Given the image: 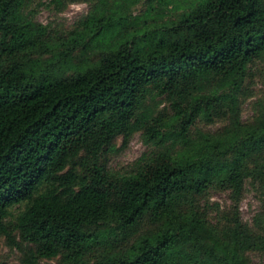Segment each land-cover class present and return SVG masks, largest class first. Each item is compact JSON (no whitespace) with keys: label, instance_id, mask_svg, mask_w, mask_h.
<instances>
[{"label":"trees","instance_id":"obj_1","mask_svg":"<svg viewBox=\"0 0 264 264\" xmlns=\"http://www.w3.org/2000/svg\"><path fill=\"white\" fill-rule=\"evenodd\" d=\"M28 1L0 0V245L19 264H264L239 207L264 190V92L242 117L264 0H190L152 26L130 20L140 0H67L91 9L64 31ZM135 132L147 150L110 166Z\"/></svg>","mask_w":264,"mask_h":264},{"label":"rangeland","instance_id":"obj_2","mask_svg":"<svg viewBox=\"0 0 264 264\" xmlns=\"http://www.w3.org/2000/svg\"><path fill=\"white\" fill-rule=\"evenodd\" d=\"M116 1V0H110ZM167 6H163L156 1L151 4H144L143 0L130 9V20L137 19L142 21L146 19V26L152 24H161L174 18L177 13L186 10L187 4L190 0H167ZM192 3L200 2L201 0H191ZM64 2V0H63ZM152 8L153 15L146 16L149 13L147 10ZM30 11L33 19L43 25L49 26L53 31H64L70 29L80 18L84 17L91 9V4L87 1H71L64 2L63 5L57 4L50 0H29L26 6ZM136 27V26H135ZM131 28V27H130ZM250 94L248 98H244L242 103V117L248 119L253 113V107L257 98L264 92V77H255L249 85ZM165 104L164 102L161 106ZM202 128H215L219 126L220 122H215L209 125L206 122L199 121L197 123ZM116 148L109 156V165L114 168L128 169L133 162L147 150V145L143 141L139 132L133 133L125 145H122L121 138L116 143ZM211 199L218 202L222 207L229 204V198L226 193L215 191L211 194ZM240 214L244 222L256 226L262 219L264 224V190L259 186L251 184L246 185L245 192L239 202ZM254 263L261 261L259 253H251L250 255ZM0 262L5 264H19L18 254L15 249H8L4 245H0ZM40 264H56L54 260L45 259Z\"/></svg>","mask_w":264,"mask_h":264}]
</instances>
